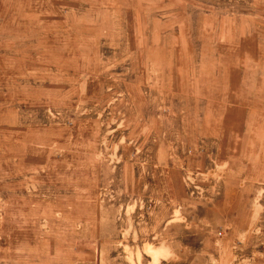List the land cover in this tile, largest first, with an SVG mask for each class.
<instances>
[{
	"label": "rangeland",
	"instance_id": "374dc122",
	"mask_svg": "<svg viewBox=\"0 0 264 264\" xmlns=\"http://www.w3.org/2000/svg\"><path fill=\"white\" fill-rule=\"evenodd\" d=\"M0 264H264V0H0Z\"/></svg>",
	"mask_w": 264,
	"mask_h": 264
},
{
	"label": "bare ground",
	"instance_id": "6f19581e",
	"mask_svg": "<svg viewBox=\"0 0 264 264\" xmlns=\"http://www.w3.org/2000/svg\"><path fill=\"white\" fill-rule=\"evenodd\" d=\"M189 64H190V63H189ZM189 67H190V66H189ZM182 68H183V67H182ZM196 69H197V68H196ZM188 70H189V69H188ZM190 71H191V70H190ZM183 72H184V71H183ZM188 72H189V71H188ZM192 72H193V69H192ZM188 74H189V73H188ZM192 74H193V73H192ZM183 75H184V73H183ZM199 76H200V75H199ZM183 79H184V78H183ZM183 79H182V80H183ZM193 79H194V78H193ZM183 81H184V80H183ZM183 81H182V82H183ZM194 81H195V80H194ZM195 83H196V82H195ZM192 86H193V88L195 87L194 85H192ZM193 88H192V89H193ZM202 88H203V87H202ZM202 88H201V89H202ZM194 90H195V89H194ZM203 91H204V90H203ZM202 93H203V92H202ZM185 95H186V94H185ZM187 96H188V95H187ZM196 99H197V98H196ZM196 102H197V101H196ZM192 103H193V102H192ZM231 115H232V114H231ZM231 118H232V117H231Z\"/></svg>",
	"mask_w": 264,
	"mask_h": 264
}]
</instances>
